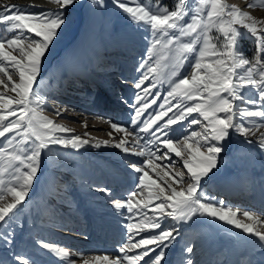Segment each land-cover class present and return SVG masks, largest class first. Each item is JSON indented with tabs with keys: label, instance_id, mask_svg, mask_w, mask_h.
Listing matches in <instances>:
<instances>
[{
	"label": "snow or ice",
	"instance_id": "1",
	"mask_svg": "<svg viewBox=\"0 0 264 264\" xmlns=\"http://www.w3.org/2000/svg\"><path fill=\"white\" fill-rule=\"evenodd\" d=\"M50 2L57 6L55 10L32 12L42 6L0 0V243L11 253L10 261L0 259V264H43L39 258L43 250L64 264H168L167 252L180 238L181 227L200 218L232 225L258 238L264 247V230L257 227L264 221L258 215L245 210L241 220L239 209L203 192V184L216 174L234 136L264 152V21L225 0H177L171 9L159 0L151 6L137 0H112L149 34L145 37L149 46L134 69L139 74L133 78L138 91L131 102L120 96V102L131 109L128 122L109 121L111 129L122 135L118 140L93 143L40 115L47 106L41 94L47 57L78 0ZM92 2L104 7L103 0ZM258 2L264 6V0ZM249 37L255 44L251 59L239 44ZM162 66L177 79H167L170 90L164 102L157 104ZM152 105L159 111L148 112ZM67 107L54 111L61 115ZM176 125L181 128L179 135H174ZM193 125H199V130ZM53 146L77 152L86 146L113 147L145 158L129 162L138 175L125 199H111L112 190L104 186L91 189L108 196L117 215L126 216V239L114 259L103 255L92 261L46 240H36L37 252L31 255L12 248L16 229L23 227L17 217L39 186L45 156L53 152ZM172 154L182 159L183 170L158 183L150 172L165 167L164 161L171 164ZM169 218L172 223L166 225ZM182 253L180 264H195L193 244L185 245Z\"/></svg>",
	"mask_w": 264,
	"mask_h": 264
},
{
	"label": "rangeland",
	"instance_id": "2",
	"mask_svg": "<svg viewBox=\"0 0 264 264\" xmlns=\"http://www.w3.org/2000/svg\"><path fill=\"white\" fill-rule=\"evenodd\" d=\"M137 2L143 3L146 6H151L157 1L137 0ZM171 2L172 4H175L176 0H171ZM189 2L191 3V0H189ZM225 2L228 5H235L242 11L249 12L257 20L264 21V6H261L258 0H225ZM6 3L16 4L20 6H26L30 4L28 2H24L23 0H10L6 1ZM159 3L165 5L161 1H159ZM103 4L104 7L101 8L96 6L92 2V0H78L77 5L67 14L69 23L63 29L61 35L56 41L55 47L52 49V54L47 57V70L43 74V88L41 90L42 97H45L47 100V106L43 108V111L40 113V115L54 121L59 125L72 129L73 134L80 135L82 138L90 139L93 143L97 140L104 141L112 140L113 138L118 140L122 134L114 132L111 129L110 125H107L109 128H106V130L92 129L91 125L88 124V121H81V119H77L78 116L83 119L89 118L91 119L89 121L92 123L100 121L96 120V118L94 117H91L90 114H88L87 117H84V112L74 114V110H72L75 109L74 106L72 107L70 105H67L68 111L64 110L61 115H57L56 111L53 110V107H50L55 106L54 102L51 101V96H54L51 93H54L55 90H58L59 88V86H57V83L59 81L57 74L62 73L64 77L68 76L69 74L73 76L78 71L81 72L80 65H84V62L86 61L90 62V59L93 61L95 60V64L97 65V67H101L102 70L105 69L108 71L112 69V72H115V74L109 76L112 77L111 81H109L108 79L105 81L109 83V87H112L111 91L109 92L111 104L116 105V108H118L119 111H122L125 110V107H129L126 104H122L120 102V96L123 95L125 99L131 102L134 93L138 91L133 86V78L139 75L136 71H134V69L139 65L141 58L145 56L146 49L149 46L148 42L145 39V37L149 35L146 31L133 24L129 20L127 14L123 13L122 10L116 7L113 4L112 0H103ZM249 4H255L256 6L249 8ZM56 7V5H54L52 8L36 7L30 10L32 12H40L46 9L55 10ZM168 7L171 8L172 6ZM215 34L216 33L213 32V35ZM239 44L240 51L247 58L251 59L255 52V44L252 38L249 37L241 39ZM86 49H89L90 56L86 53ZM156 59L157 57H153V61H155ZM160 72H162L164 75L160 78V81L157 82V88L159 93L161 94V97L157 101V104L164 102L163 96L166 95L168 90H170V85L168 82H166L167 79H177V77H171L169 68H165L162 66L160 68ZM125 79L127 80V83H122V80ZM81 85L83 86V84ZM85 88L86 85L81 87L79 91H76L79 92V96L83 98H80V100L76 99V105L79 104L80 107H83L82 105L85 104L87 106L89 105L92 109H96V104L101 103L99 95L96 96L95 94H92L93 92L89 93L91 91L87 89L86 90L88 91V93L86 94ZM64 89H67L68 93L71 94L72 86L70 84H66ZM153 91H155V89ZM61 95L63 97L67 96L65 95V93H62ZM72 101L73 100L68 97L64 100L63 103L71 104ZM173 103H175V101H173ZM79 106L75 107H77V109H80ZM58 108L61 109L62 106H59ZM95 111L88 113H99L98 115H100L107 110L97 109ZM153 111H159L157 105H152L148 110V112L150 113ZM100 116L104 115L102 114ZM184 123L186 125L187 121H185ZM174 128L180 134V125H176L174 126ZM192 128L195 130H199L200 126L193 125ZM109 132H112L111 137L109 136ZM61 135L68 134L62 133ZM253 147L256 148L255 145H244L237 137L234 136L233 142L230 146V151L227 155L221 157L220 167L216 171V174L203 184V192L224 201L223 198L213 194H215V192H217L221 186H224L226 178L233 176V178L236 179L240 184L245 185V189L248 187L252 191L250 192V198L252 200H258L261 192V183L264 186V152L260 151V158V156H258V154L254 152L255 149ZM251 148H253L254 150H252ZM122 154L125 153L113 147L102 146L101 148H95L86 146L85 148L77 152L72 149H62L60 146H53V152L48 155V157L52 159L54 163L58 164L61 167L60 169H64V171L57 175L58 179L65 178L64 172L68 171L69 173H71V175L77 177V179H80L81 182H84L81 183V185H84L85 187L88 186L90 189H92L91 182L89 180L93 178L89 177V175L87 174L91 171L92 168L91 166L89 167V163L83 160V158L92 155L101 158L106 157L113 160L112 158L114 157L115 159H117L116 162H119L126 168L129 167V162H138L145 159L144 157L140 156L132 160L124 159L121 158ZM178 162L180 161L175 162L177 163L176 165L170 164V166H167L169 165V163L164 164L166 165L165 167H160L154 172H150V175H152L154 179H157L158 183L162 184L163 181L171 179L172 173H174L175 171L183 170L181 168V164H179ZM108 164L109 165L107 166V164L105 165L104 163L105 168L108 167V169L110 170V167H112V169L114 167V169H116V167L114 166L115 163ZM252 167L263 171V174L259 178L253 176L252 174H250L251 171H247L252 170ZM51 168L55 169L56 171L59 170L55 167ZM166 172L169 173L168 176L164 175V173ZM157 173L159 174V177L157 176ZM46 176H48L49 178ZM41 178L45 179L47 188H44V183L42 184L41 182L42 188L40 193L45 199L44 201H49L50 203H52L46 208L55 206L56 208L59 207L63 210L64 207L72 211L79 210L75 208V204L77 203L76 198L73 195L72 187L66 185V183L59 184V186H57L56 176L51 177L49 175H43ZM253 178L258 179L259 181H253ZM50 184H52L53 189H49ZM61 185L63 187H61ZM42 190H44V192ZM54 191L58 192L59 194L53 195L52 193ZM227 202L228 203L226 204L232 206L234 210H236L237 206L233 205L234 202H231L230 200H228ZM34 204L35 202H32V204L30 203V206H25L22 213L17 217L18 222L22 224L23 227H18L16 229V240L14 245L12 246L15 251L16 247L22 244L23 238L29 237L30 243L26 246H23L22 251L27 252L28 254L30 251L32 254H34L33 252L37 250L35 241L44 238L42 234L38 235V233H35L33 231H31V233H28L30 231V227L33 228L32 219H29L28 216L24 213H29V217L33 218V212H35V207L33 206ZM39 204L41 203L38 202V205ZM250 212L258 215L259 217L261 215L259 213H255L254 211ZM237 218L245 220V218L241 214H238ZM136 219L138 220L139 218ZM170 223H172L170 219L165 221L166 225ZM52 225L53 223L51 222V225L49 226L50 229L53 227ZM257 227L261 228L264 227V225H257ZM204 228V231L195 229L191 232H188L185 236L181 237V244L184 245L189 242L194 246L202 245L200 242L204 240L207 233L206 227ZM48 236L49 234H47L45 238L46 241H50L49 239H55L51 237L49 238ZM32 240H35L34 243L32 242ZM63 244L66 243L63 242ZM66 246H71L70 242H68V245ZM0 248L5 249L7 248V246L0 243ZM171 248H173V246ZM171 248L167 252V259L171 257ZM194 262L195 264H197L196 261ZM200 264H204V261H202Z\"/></svg>",
	"mask_w": 264,
	"mask_h": 264
},
{
	"label": "bare ground",
	"instance_id": "3",
	"mask_svg": "<svg viewBox=\"0 0 264 264\" xmlns=\"http://www.w3.org/2000/svg\"><path fill=\"white\" fill-rule=\"evenodd\" d=\"M6 1H10V0H6ZM23 1L28 2L30 4L35 3L38 5H41L42 7H45V8L46 7L52 8L55 5L54 3L50 2V0H23ZM86 53L90 56L89 49H86ZM114 74H115V72H112V71L109 72V76L114 75ZM76 76H78V75H76ZM80 77L83 79L82 80L83 82L89 83V84L92 83L91 80L88 79L87 77H82V76H80ZM68 79L71 81V85L73 87H75L76 90H78L79 89V84L77 83L78 79H76L75 77H69ZM53 95L55 96L54 93H53ZM67 96L64 97L63 99L65 100L66 98H68ZM76 103L77 102L75 100H73L71 104H67V103L65 104L64 103L63 105H72L73 104V106L78 107L79 104L76 105ZM63 105H61V106H63ZM102 114L105 117H111L113 120L116 121L114 116H111V114L109 112L106 111ZM102 114H100V115H102ZM77 119H79V120L81 119V121H88L89 122L88 124L91 125L92 129H96V130H98V129L104 130L105 129L106 130V128H109L108 127L109 124L107 122H104V121L92 123L89 121L91 119H89V118L83 119L80 116H78ZM47 156L48 155L45 156V160L47 159ZM47 162L49 163V160H46V163ZM52 165H54V164H52ZM38 190L39 189H37L36 192H38ZM200 222L205 223L207 228H208V231H209V239L206 242V246H208L212 242L213 243L212 249L216 250L220 253H225L226 255H228L229 263L236 264L238 262H241L244 259L247 251H251L254 254V256L258 259L256 264H264V247L260 246V244L258 242V238L250 237L247 234H243L241 232V230L235 229L234 226H232V225H229L225 222L214 220V219L200 218L195 224L189 223V224L183 225L182 227H187V228L191 227L192 228V226H198V223H200ZM66 227L75 228L76 226L72 223H69L66 225ZM260 229L263 230L264 227H261ZM47 234H49V236H48L49 238L51 237V238L59 239V236H56L52 233H47ZM52 242H54V241H52ZM68 242H70V245H71V246H68V248L70 250L82 253L83 258H88L92 261H94V258L96 256H103V255H108L110 257V259H114L118 254V247H113L114 250L112 252H109L107 254H101V253H94V252L90 251L89 248L83 249L82 244L75 243V242H72L70 240H68ZM0 258H3V260H6V261L8 259V257L5 254H0ZM55 258H57V257H55ZM76 258L77 257H75V256L71 257V259H76ZM59 264H64V262L60 261Z\"/></svg>",
	"mask_w": 264,
	"mask_h": 264
},
{
	"label": "trees",
	"instance_id": "4",
	"mask_svg": "<svg viewBox=\"0 0 264 264\" xmlns=\"http://www.w3.org/2000/svg\"><path fill=\"white\" fill-rule=\"evenodd\" d=\"M155 1H157V0H155ZM159 1H161V2H163L165 5H167V6H172V7H174V5L175 4H172V2H171V0H159ZM176 2H177V0H176ZM171 7V8H172ZM170 8V9H171Z\"/></svg>",
	"mask_w": 264,
	"mask_h": 264
}]
</instances>
